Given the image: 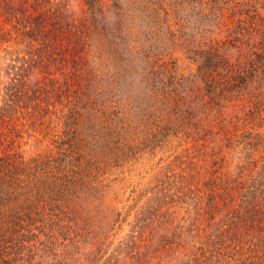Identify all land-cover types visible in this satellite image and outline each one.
<instances>
[{
	"label": "trees",
	"instance_id": "obj_1",
	"mask_svg": "<svg viewBox=\"0 0 264 264\" xmlns=\"http://www.w3.org/2000/svg\"><path fill=\"white\" fill-rule=\"evenodd\" d=\"M68 1L0 0V46L17 51L0 81V264H49L46 257L56 255V231L65 227L71 194L95 168L96 147L127 130L122 98L95 97L105 94L101 82L119 91L130 74L121 65L130 69L137 61L130 72L138 70L155 94L150 72L156 69H149L155 49L168 40L194 41L186 37L192 23L208 98L191 104L194 97L174 82L157 97L173 117L213 109L221 129L220 102L239 97L254 78L264 81V12L251 0H81L78 9ZM216 28L224 38L205 37ZM253 94L249 102L257 104L261 92ZM89 107L94 118L84 116ZM54 120L64 125L60 140L51 132ZM208 122L201 128L211 129ZM48 135L57 150H22L29 139ZM251 155L257 156L240 162L237 174L215 169L204 187L197 185L194 264H264V146Z\"/></svg>",
	"mask_w": 264,
	"mask_h": 264
},
{
	"label": "rangeland",
	"instance_id": "obj_2",
	"mask_svg": "<svg viewBox=\"0 0 264 264\" xmlns=\"http://www.w3.org/2000/svg\"><path fill=\"white\" fill-rule=\"evenodd\" d=\"M251 1L264 12V0ZM68 2L69 7L78 9L81 0ZM186 26L191 32L186 37L194 41L178 45L168 40L155 49L153 68L149 67L156 69L150 72L155 94L143 87L138 70L130 72L137 61L127 70L120 66L122 73L130 74H126L119 91L116 84L111 87L100 83L99 90H106L103 96H95L100 102L122 98L121 120L126 122L127 130L119 139L96 147L99 153L94 155L95 168L89 177L84 176L87 182L71 194V212L64 220L65 227L56 231L51 249L56 255L46 257L49 264H194L198 237L191 228L199 220L194 194L197 185L204 187L215 169L237 174L240 162L247 163V157L257 156L251 152L262 150L264 81L254 78L248 88L241 89L239 97L220 102L224 129L216 122L218 112L210 108L189 118L173 117L164 110L157 95H162L171 82L177 89L184 86L183 94L187 93L188 99L194 97L191 104L201 96L208 98L198 77L199 61L193 50L200 40L199 33L192 23ZM205 34L207 38L225 35L217 28ZM16 53L0 46V81L8 78L7 65ZM227 53L232 59L238 55L234 49ZM59 72L57 76L62 77ZM257 90L261 92L260 102H249L250 98L255 100L258 92L253 91ZM83 110L85 117L94 118L90 107ZM204 117H208L209 130L201 128L207 121ZM56 122L51 132L60 140L64 125ZM48 148L58 149L51 135L42 141L31 138L22 146L26 155Z\"/></svg>",
	"mask_w": 264,
	"mask_h": 264
}]
</instances>
